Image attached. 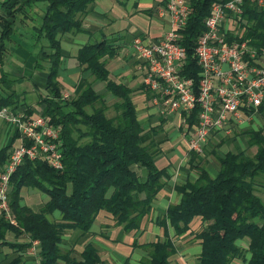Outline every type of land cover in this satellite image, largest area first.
Returning a JSON list of instances; mask_svg holds the SVG:
<instances>
[{"label": "trees", "instance_id": "16d2710c", "mask_svg": "<svg viewBox=\"0 0 264 264\" xmlns=\"http://www.w3.org/2000/svg\"><path fill=\"white\" fill-rule=\"evenodd\" d=\"M38 1L44 2L42 9L35 7ZM213 1L190 0L191 11L181 31L185 60L180 73L194 84L199 73L193 57L194 39L201 32L202 20ZM92 3L93 0L0 3V64L4 42L11 40L18 19L29 26L33 43H38L33 68L43 73L44 80V94L36 102L38 113L48 124L59 128L61 141L59 170L38 160H23L16 168L9 178L7 194L15 225L0 220V241L5 232H11L38 243L37 264H101L96 249L89 244L82 249L78 260L70 256V251L61 250L64 233L70 230L87 233L99 212L110 215L113 225L125 233L137 230L150 211L151 201L169 178L164 169L158 170L154 165V143L150 140L147 145L141 144L142 128L131 101V90L108 79L105 58L115 54L108 41L83 44L74 59L93 81L104 84L105 93L113 99L110 105L113 114L106 116L108 106L103 96L86 81L67 101L60 98L57 81L61 65L60 36L81 30V18ZM242 17L241 26L248 43L263 48L264 7L244 1ZM13 83L12 79L0 77L4 93L0 95V109L17 108ZM87 108L90 112H86ZM33 111L27 109V113ZM195 123L196 110H193L187 126ZM246 136V150L252 149L251 154L246 150L214 154L217 171L213 177L198 164V156L188 152L189 168L195 179L174 186L179 200L166 208L158 222L163 229V240L138 245L147 255L140 264H168L167 258L175 253V248L167 237L165 225L173 230L174 237H179L189 230L193 219L204 224L192 233L200 247L197 264H229L234 259H240L242 264H264V205L254 193L256 188L264 190V127L247 131ZM16 139L13 132L9 143L0 148V165L6 162ZM133 167L145 171L144 180L139 179ZM21 188L44 195L38 212L19 204ZM53 212L59 214V221L47 219ZM242 239L247 241L244 251L235 244ZM19 247L25 250L28 244ZM244 253L249 255L248 259L243 258Z\"/></svg>", "mask_w": 264, "mask_h": 264}, {"label": "crops", "instance_id": "0c3cea01", "mask_svg": "<svg viewBox=\"0 0 264 264\" xmlns=\"http://www.w3.org/2000/svg\"><path fill=\"white\" fill-rule=\"evenodd\" d=\"M3 1L0 0V3ZM163 1L93 0L91 7L81 18V30L75 33L65 32L60 36L61 65L57 78L62 91L60 93L73 96L82 88L85 81L90 83L95 90V86L101 82L93 81L87 72L82 71L77 66L74 57L78 48L85 43L108 41L111 48L115 50L114 56L105 58L104 68L108 79L116 84H123L131 90V101L142 128L141 139L146 143L150 140L154 143L153 153H156L154 165L158 170L164 169L169 175L163 187L151 201L150 211L141 220L137 230L125 233L120 227L113 225L110 215L99 212L87 233H81L78 230L66 231L62 236L60 248L63 251H70V256L75 260L79 259L80 252L89 244L96 249L101 264H140L147 255L146 251L138 245L163 240V229L158 222L163 217L166 208L171 204H176L179 200L174 186L186 180L195 179L194 172L189 168L188 152L185 148L184 136H182L183 128L179 115L176 113L160 115L150 104V94L141 86V69L130 46L131 39L135 35L147 34L156 38L166 30L165 21L156 17L154 13V7ZM42 4L36 2L35 7L42 9ZM18 21V19L15 20L14 24L18 25L14 28L11 40L7 41V50L0 64V77L14 80L12 87L16 86V88L12 90L17 95V103L22 105V102L32 100V98L26 99L27 96L29 98V96L35 97V94L38 96L44 94V91L40 89L43 87L44 80L43 75L33 68L37 60L34 55V53L37 54V46L33 43L32 32L29 26ZM101 84L103 86L99 92L106 94L104 84ZM0 95H4L1 88ZM263 127L264 118L262 117H254L251 121L240 122L236 126H228L227 123L223 131L212 132L209 135L204 152L215 150L220 153L219 155L231 149L239 152L241 146L246 148V132L256 131ZM12 134L11 128L0 120V148L9 143ZM13 143L11 148H13ZM211 153L212 151L209 154ZM197 158L200 162L198 164L200 166L203 164L205 171L213 177L217 171L214 158H211V161L203 156ZM132 169L140 180L145 179L144 170L135 167ZM254 193L264 205V190L256 188ZM19 198V204L34 213L39 211L45 200L43 194L30 188H21ZM59 218L57 212L47 216L50 222H57ZM203 225L198 219H193L189 224V230L179 237H174L173 230L168 224L165 225L167 237L175 248V253L167 258L168 264H197L200 247L193 239L192 233ZM30 243L31 241L23 234L14 236L11 232H5L0 241V264H37L38 247H35L36 254L31 255L28 251ZM25 244H28V247L20 250L19 246ZM235 244L244 251L247 241L242 239L236 241ZM248 257L249 255L244 253L243 258L248 259ZM58 264L62 263L58 262ZM229 264H242V262L240 259H234Z\"/></svg>", "mask_w": 264, "mask_h": 264}, {"label": "built area", "instance_id": "2783aa9c", "mask_svg": "<svg viewBox=\"0 0 264 264\" xmlns=\"http://www.w3.org/2000/svg\"><path fill=\"white\" fill-rule=\"evenodd\" d=\"M244 1L264 7V0H215L211 4L193 44L199 69L196 84L180 73L185 60L181 31L191 11L190 0L157 4L154 13L165 21L166 30L156 38L138 34L130 42L150 104L160 115H179L186 151L197 156L203 154L209 135L223 131L227 123L236 126L254 117L264 118V47L248 43L241 26ZM60 98L67 101L69 96L60 93ZM193 110L196 123L188 127ZM0 120L17 134L18 141L0 167V220L14 226L7 196L10 176L23 160H38L59 170L61 141L58 127L27 109L1 108ZM36 246L31 241V255L36 254Z\"/></svg>", "mask_w": 264, "mask_h": 264}, {"label": "rangeland", "instance_id": "374dc122", "mask_svg": "<svg viewBox=\"0 0 264 264\" xmlns=\"http://www.w3.org/2000/svg\"><path fill=\"white\" fill-rule=\"evenodd\" d=\"M39 3H43L42 4V8L44 7V2L43 1H38ZM38 5H40V4H38ZM19 22V21H18ZM18 24L17 23H15L14 24V28H15V26H17ZM24 26V25H23ZM27 27H28V25H26ZM35 44V46H38V43H34ZM8 45V42L7 41H5L4 42V52H6V50H7V46ZM34 55H35V53H34ZM6 57H7V55H6ZM38 71V70H37ZM41 73V72H40ZM42 75H43V73H41ZM87 82V81H86ZM102 84L101 83H99L98 85H96L95 86V92L96 93H98L99 95H102L103 97V100H104V102L106 103V105L108 106V109H107V111L105 112L106 113V116H111L112 114H113V110L111 109V107H110V105L112 104V102H113V99L109 96V95H107V94H100V90H101V88H102ZM11 88H16V86H14V87H11ZM37 88V87H36ZM42 91H43V89L42 88H40ZM34 90H37V89H34ZM61 91V90H60ZM62 92V91H61ZM43 94V93H42ZM42 94L40 95V96H42ZM68 94V93H67ZM68 96H69V98H71V96L72 95H69L68 94ZM36 97V98H35ZM35 97H33V96H29V98H28V96L26 97V99H31L32 98V100H28V101H26V102H22V105H20L19 103H16L18 106H17V108L18 107H20V108H26V109H28V108H30V109H32L33 108V112H35L37 115H39V113H38V111H39V108H38V106L36 105V102L37 101H35V100H38V95H36L35 94ZM68 98V99H69ZM28 105H27V104ZM96 106V105H95ZM86 112H90V109L89 108H87L86 109ZM142 136V135H141ZM140 141H141V144L142 145H147V143L143 140V139H141V137H140ZM18 144V142L17 141H15L14 143H13V147L14 146H16ZM206 148V147H205ZM12 149V148H11ZM205 150V149H204ZM239 150L241 151H244V150H246V148H244V147H240L239 148ZM212 151V153L211 154H209L210 152ZM237 150H233V149H231L230 150V152H236ZM247 151V150H246ZM204 152V151H203ZM248 153H250L251 154V150H248L247 151ZM214 154H217V155H219L220 153L219 152H217V151H215V150H210V151H206V152H204L202 155H201V157L203 156V158H208V160L209 161H211L212 159L211 158H214ZM212 155V156H211ZM214 160V159H213ZM215 161V160H214ZM199 164H200V162H199ZM203 165V164H202ZM201 165V167L202 168H204L205 169V167H204V165L202 166ZM207 168L209 167V166H206ZM206 170V169H205ZM188 242V241H187Z\"/></svg>", "mask_w": 264, "mask_h": 264}]
</instances>
